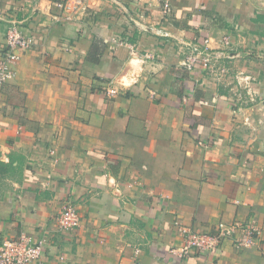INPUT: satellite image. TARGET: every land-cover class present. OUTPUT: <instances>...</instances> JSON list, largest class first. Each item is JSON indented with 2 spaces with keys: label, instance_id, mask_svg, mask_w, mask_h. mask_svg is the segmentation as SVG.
<instances>
[{
  "label": "crops",
  "instance_id": "obj_1",
  "mask_svg": "<svg viewBox=\"0 0 264 264\" xmlns=\"http://www.w3.org/2000/svg\"><path fill=\"white\" fill-rule=\"evenodd\" d=\"M64 1L0 0V53L12 21L35 40L0 95V242L44 240L35 264H264V0H86L74 21ZM154 28L212 38L226 72L187 71ZM176 221L261 237L182 258Z\"/></svg>",
  "mask_w": 264,
  "mask_h": 264
},
{
  "label": "built area",
  "instance_id": "obj_2",
  "mask_svg": "<svg viewBox=\"0 0 264 264\" xmlns=\"http://www.w3.org/2000/svg\"><path fill=\"white\" fill-rule=\"evenodd\" d=\"M117 3L116 0H108ZM58 19L74 21L81 14L87 13L86 0H66L57 4ZM163 18L168 20L171 16L170 4L166 2L163 8ZM137 26L138 23H136ZM145 30L151 31L150 28L140 26ZM158 36L173 40L183 56V67L187 71L203 69L219 79L225 68L219 67V61L222 54L212 48V38L201 37L193 40H187L177 37L163 29H152ZM35 43L32 36L23 33L21 26L12 21L9 23L6 34V48L0 53V95L4 86L15 77L14 66L21 59L20 52L27 51ZM121 44L130 45L124 40ZM221 44L225 48H229L231 42L228 38H224ZM66 50L71 51L70 44L66 45ZM146 58L150 59L151 56ZM118 90L110 87L106 90V94L110 97L117 95ZM251 94V93H249ZM252 99V98H251ZM58 227L61 232L72 231L80 228L81 216L76 206L70 203L64 208L58 218ZM178 232L183 237V244L171 252L179 257H187L193 252L216 254L222 247L225 240L233 241L237 248L254 247L258 244L261 237V230L253 222L246 224H225L221 223L217 226L215 232H196L182 225L178 221L175 222ZM45 254V241L39 240L34 242L32 238L22 233L18 238L7 239L0 242V264H35L40 262Z\"/></svg>",
  "mask_w": 264,
  "mask_h": 264
},
{
  "label": "rangeland",
  "instance_id": "obj_3",
  "mask_svg": "<svg viewBox=\"0 0 264 264\" xmlns=\"http://www.w3.org/2000/svg\"><path fill=\"white\" fill-rule=\"evenodd\" d=\"M0 170H1V166H0Z\"/></svg>",
  "mask_w": 264,
  "mask_h": 264
}]
</instances>
